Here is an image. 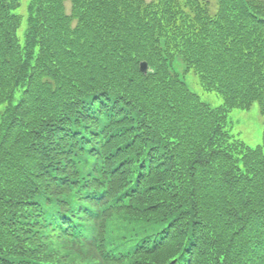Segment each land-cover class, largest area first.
Listing matches in <instances>:
<instances>
[{
	"label": "trees",
	"instance_id": "16d2710c",
	"mask_svg": "<svg viewBox=\"0 0 264 264\" xmlns=\"http://www.w3.org/2000/svg\"><path fill=\"white\" fill-rule=\"evenodd\" d=\"M20 2L0 0V264H264V129L229 124L264 115V0H29L22 41Z\"/></svg>",
	"mask_w": 264,
	"mask_h": 264
},
{
	"label": "rangeland",
	"instance_id": "374dc122",
	"mask_svg": "<svg viewBox=\"0 0 264 264\" xmlns=\"http://www.w3.org/2000/svg\"><path fill=\"white\" fill-rule=\"evenodd\" d=\"M20 6L16 11L20 13L22 22L18 29L19 37L23 38L25 32V18H26V6L29 0H20ZM213 2V0H209ZM69 10V4H67ZM172 69L178 72L181 77L185 80L188 87L200 98L211 104L212 106L220 105L223 100L220 94L214 91H206L200 84L199 77L192 71H184V64L180 58H176L173 62ZM229 124L230 130L236 134L241 140L247 145L254 147L262 142V134L264 129V115L260 113L259 104L254 102L248 109L234 108L229 113Z\"/></svg>",
	"mask_w": 264,
	"mask_h": 264
},
{
	"label": "water",
	"instance_id": "95a60500",
	"mask_svg": "<svg viewBox=\"0 0 264 264\" xmlns=\"http://www.w3.org/2000/svg\"><path fill=\"white\" fill-rule=\"evenodd\" d=\"M140 69H141L143 72H146V71H147V63H146V62H141V63H140Z\"/></svg>",
	"mask_w": 264,
	"mask_h": 264
}]
</instances>
